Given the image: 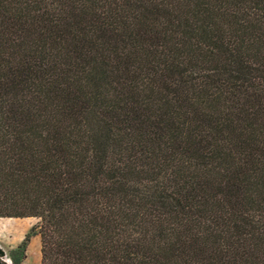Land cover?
<instances>
[{
  "label": "trees",
  "instance_id": "trees-1",
  "mask_svg": "<svg viewBox=\"0 0 264 264\" xmlns=\"http://www.w3.org/2000/svg\"><path fill=\"white\" fill-rule=\"evenodd\" d=\"M0 217L40 264H264V0H0Z\"/></svg>",
  "mask_w": 264,
  "mask_h": 264
},
{
  "label": "rangeland",
  "instance_id": "rangeland-1",
  "mask_svg": "<svg viewBox=\"0 0 264 264\" xmlns=\"http://www.w3.org/2000/svg\"><path fill=\"white\" fill-rule=\"evenodd\" d=\"M28 218L29 220H24L26 217H11V219L0 217L2 219L0 221V247L5 252L3 259L7 264H40L41 252L34 255L35 249L32 248V242L35 239L39 241L40 245L39 234H32L26 246L24 248L22 246L19 247L25 234L38 221L36 217ZM32 258L36 259V262L33 261L32 263Z\"/></svg>",
  "mask_w": 264,
  "mask_h": 264
},
{
  "label": "crops",
  "instance_id": "crops-1",
  "mask_svg": "<svg viewBox=\"0 0 264 264\" xmlns=\"http://www.w3.org/2000/svg\"><path fill=\"white\" fill-rule=\"evenodd\" d=\"M32 243H33L32 248L35 249V250H37V251L34 250L33 254H34V255H37L38 253H40V245H39V241H38L37 239H35ZM32 243H31V244H32ZM31 261H32V263H33V261L36 262V259L34 260V258H32Z\"/></svg>",
  "mask_w": 264,
  "mask_h": 264
}]
</instances>
